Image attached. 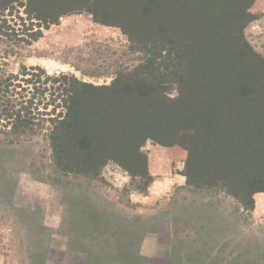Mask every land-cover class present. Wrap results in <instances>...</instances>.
Segmentation results:
<instances>
[{
	"label": "rangeland",
	"instance_id": "rangeland-1",
	"mask_svg": "<svg viewBox=\"0 0 264 264\" xmlns=\"http://www.w3.org/2000/svg\"><path fill=\"white\" fill-rule=\"evenodd\" d=\"M253 5L256 19L243 33L264 58V19L255 25L261 17ZM133 7V0L94 5L116 24L130 23L121 10ZM49 21L36 20L24 4L0 11V84L11 83L1 96L13 100L16 111L26 108L34 122L23 139L13 133V116L0 110V264H264V192L253 195L248 211L218 184L188 186L179 145L145 141L142 156L121 159L134 174L113 160L97 175L56 165L49 139L64 113L56 78L75 77L86 85V99L99 104L104 87L118 76L126 80L120 86L128 85L148 53L88 11L64 15L46 29ZM165 89L176 97L174 86ZM148 154L161 175L142 177ZM157 182L166 185L158 190Z\"/></svg>",
	"mask_w": 264,
	"mask_h": 264
},
{
	"label": "trees",
	"instance_id": "trees-1",
	"mask_svg": "<svg viewBox=\"0 0 264 264\" xmlns=\"http://www.w3.org/2000/svg\"><path fill=\"white\" fill-rule=\"evenodd\" d=\"M98 1L0 0L1 12L24 4L36 20L49 19L46 29L64 15L88 11L148 53L128 85L120 86L126 80L118 76L104 87L105 101L99 104L86 99V85L75 77L56 78L58 107L64 111L49 139L56 165L97 175L113 160L134 174L121 159L142 156L145 141L179 145L186 151L188 186L218 184L252 209L253 195L264 192V58L243 33L256 19L249 12L255 0H133L132 11L121 10L132 20L123 24L98 14ZM53 7L56 17L49 13ZM10 85L8 79L0 84V110L13 116V133L26 139L33 118L3 96ZM168 85L176 97L166 96ZM147 173L145 165L142 177Z\"/></svg>",
	"mask_w": 264,
	"mask_h": 264
},
{
	"label": "crops",
	"instance_id": "crops-1",
	"mask_svg": "<svg viewBox=\"0 0 264 264\" xmlns=\"http://www.w3.org/2000/svg\"><path fill=\"white\" fill-rule=\"evenodd\" d=\"M253 12L258 14L261 18V20H258L255 22V25L256 24H259V22H262V20L264 19V0H256V2L254 3L253 5ZM160 165L159 164H155V162L151 161L150 158H149V154H148V159H147V170H148V173L152 176V177H157L159 175H161L162 171L159 169ZM180 181L179 182V185L181 184H184L185 183V179L183 177H180L179 178ZM182 182V183H181ZM161 184L158 188L159 189H163L164 186L166 185L165 182H157L156 184ZM154 184H152L149 188H148V193L147 195L145 196L146 199H151L153 196V191L155 190L154 189ZM156 188V189H157ZM157 190V191H158ZM159 192V191H158ZM160 194V193H158ZM155 199V198H154Z\"/></svg>",
	"mask_w": 264,
	"mask_h": 264
}]
</instances>
